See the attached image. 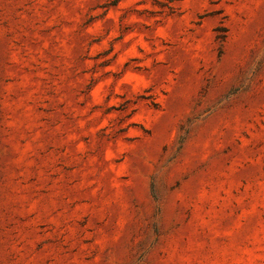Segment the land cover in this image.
Returning <instances> with one entry per match:
<instances>
[{
    "label": "rangeland",
    "instance_id": "1",
    "mask_svg": "<svg viewBox=\"0 0 264 264\" xmlns=\"http://www.w3.org/2000/svg\"><path fill=\"white\" fill-rule=\"evenodd\" d=\"M0 264H264V0H0Z\"/></svg>",
    "mask_w": 264,
    "mask_h": 264
}]
</instances>
